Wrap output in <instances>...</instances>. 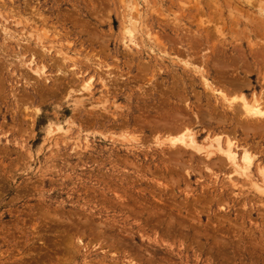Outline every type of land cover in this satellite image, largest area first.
Masks as SVG:
<instances>
[{"label": "rangeland", "instance_id": "rangeland-1", "mask_svg": "<svg viewBox=\"0 0 264 264\" xmlns=\"http://www.w3.org/2000/svg\"><path fill=\"white\" fill-rule=\"evenodd\" d=\"M263 63L264 0H0V264H264Z\"/></svg>", "mask_w": 264, "mask_h": 264}, {"label": "bare ground", "instance_id": "bare-ground-1", "mask_svg": "<svg viewBox=\"0 0 264 264\" xmlns=\"http://www.w3.org/2000/svg\"><path fill=\"white\" fill-rule=\"evenodd\" d=\"M93 1V0H92ZM97 2V1H96ZM100 4V3H99ZM93 5H95V4H93ZM94 7V6H93ZM198 13V12H197ZM72 25V24H71ZM83 26V25H82ZM83 29V28H82ZM93 29V28H92ZM78 33V32H77ZM131 35V34H130ZM124 41V40H123ZM123 41H121V42H123ZM198 41V40H197ZM79 42V41H78ZM134 42V41H133ZM127 43H128V41H127ZM201 44V43H200ZM43 45V44H42ZM67 45V44H66ZM204 47V46H203ZM196 49V48H195ZM49 50V49H48ZM95 51V50H94ZM93 51V52H94ZM205 51V50H204ZM203 51V52H204ZM197 53V52H196ZM184 54V53H183ZM187 54V53H186ZM190 54V53H189ZM180 56V55H179ZM188 56V55H187ZM234 57V56H233ZM257 58V57H256ZM202 60V59H201ZM14 61V60H13ZM56 63V62H55ZM262 63V62H261ZM264 64V63H263ZM21 65V64H20ZM43 66V65H42ZM211 66V65H210ZM264 66V65H263ZM218 68V67H217ZM223 69V68H222ZM264 69V68H263ZM224 70V69H223ZM225 71V70H224ZM223 71V72H224ZM37 72V71H36ZM195 72V71H194ZM260 73V72H259ZM258 73V74H259ZM221 74V73H220ZM224 74V73H223ZM60 75H61V73H60ZM261 75V74H260ZM238 76V75H237ZM261 76H263V75H261ZM31 77V76H30ZM218 77V76H217ZM231 77V76H230ZM264 77V76H263ZM262 77V78H263ZM234 78H235V76H234ZM218 80H219V77L217 78ZM222 79V78H221ZM229 79H231V78H229ZM261 79V78H260ZM259 79V80H260ZM234 80V79H233ZM263 80V79H262ZM219 81H221V80H219ZM70 82V81H69ZM193 82V81H192ZM238 81H236L235 82V84L237 83ZM242 82H244V81H242ZM67 83V82H66ZM240 83V82H239ZM229 84V83H228ZM242 84V83H241ZM77 85V84H76ZM210 85V84H209ZM232 86V85H231ZM230 86V87H231ZM249 86V85H248ZM236 88L238 87V85H236L235 86ZM240 87V86H239ZM242 87H245V86H242ZM234 87H232V89H233ZM246 88V87H245ZM248 88V87H247ZM238 89V88H237ZM234 90V89H233ZM230 91V90H229ZM232 91V90H231ZM234 91H236V90H234ZM233 91V92H234ZM61 93L63 92V91H60ZM59 92V93H60ZM233 92H231V94L233 93ZM219 93V92H218ZM224 93V92H223ZM236 92H234V94H235ZM162 94V93H161ZM227 94L229 95V93L227 92ZM253 95V94H252ZM61 96V95H60ZM222 96V95H221ZM232 96H233V94H232ZM44 97V96H43ZM224 97V96H223ZM225 98V97H224ZM241 98H242V96H241ZM225 101H226V99H224ZM264 100V99H263ZM168 102V101H167ZM228 102V101H227ZM233 103V102H232ZM264 105V103L262 102V99H258V98H255V97H253V99H252V101H247V100H245V98H243V99H241L240 100V108H239V110L237 109V108H235V109H237L238 111H239V113H238V111L237 112H235L236 110L234 109V107L232 108V106H231V108L233 109V111L237 114V117L238 118H243L244 120H245V122L243 121V124L245 125V126H247L248 125V128L250 127L249 125H251V127H253L252 125H253V123L255 122V128L256 129H254L256 132H263L264 133V108L262 107ZM227 106H229V105H227ZM183 107V106H182ZM263 109H262V108ZM196 108V107H195ZM197 109V108H196ZM227 109V108H226ZM225 109V110H226ZM165 110V109H164ZM216 110V109H215ZM211 111H213V110H211ZM202 112V111H201ZM232 112V111H231ZM206 113V112H205ZM212 113V112H211ZM199 114V113H198ZM201 114V113H200ZM238 114H239V116H238ZM232 115H234V113H232ZM176 116V115H175ZM180 116V115H179ZM190 117V116H189ZM209 117V116H208ZM207 117V115L205 116V119L206 118H208ZM234 117V116H233ZM184 118V117H183ZM236 118V117H235ZM170 119V118H169ZM242 119V120H243ZM176 119H174L173 118V121L172 122H174ZM226 120V119H225ZM240 120V119H239ZM252 120L254 121V122H252ZM180 121V120H179ZM186 121V120H185ZM248 121H251V123L249 124V122ZM161 122V121H160ZM177 122H178V119H177ZM182 122V121H181ZM180 122V124H182L180 127H182L181 129H175L178 133H179V131L180 132H182L181 133V135H179V136H181V137H177L178 139V141L180 142V143H182V145H185V146H192V147H194V145L196 144V141H195V139H194V137L190 134V133H188L187 132V130H188V128L186 127V125H185V123L183 124V122L181 123ZM194 122H195V120H194ZM220 122V121H219ZM242 122V121H241ZM168 123V125L171 123V121H169V122H167ZM175 124H176V121L174 122ZM196 123H197V120H196ZM165 124H166V122H165ZM165 124H163L164 126H165ZM220 124V123H219ZM229 124V123H228ZM239 124H240V122H239ZM141 125V124H140ZM154 125H158V126H160L161 127V125H159V122H158V124H154ZM168 125H166L165 127H168ZM174 124L172 123V125H170V126H172L173 128L172 129H174V126H173ZM176 125H178L179 126V124H176ZM236 125V124H235ZM235 125H234V127L233 128H235ZM207 126V125H206ZM177 127V126H176ZM221 127V126H220ZM238 127H239V129H243V127H242V125H238L237 126V129H238ZM164 128V127H163ZM206 128V127H205ZM218 128V127H217ZM247 128V129H248ZM170 129V131L172 130L170 127L168 128V130ZM246 129V128H245ZM155 130V129H154ZM154 130H151V131H153V133H154ZM258 130V131H257ZM260 130V131H259ZM175 131V132H176ZM248 131V130H247ZM174 132V131H173ZM226 132V131H225ZM225 132H222V133H225ZM244 132V130L241 132V133H243ZM250 132V131H249ZM255 132V133H256ZM226 133H228V132H226ZM244 134H246L245 132H244ZM254 134V133H253ZM172 136V135H171ZM170 136V137H171ZM162 137V136H161ZM219 137V136H218ZM226 138L223 140L222 138H217V136H216V138L217 139H214L215 140V142H216V149L219 151V153L221 154V155H223L224 157H225V159H227V161L229 162L228 163V166L230 165L233 169H234V171H238V170H241V171H243V172H245V171H247V170H249L250 169V166L253 164L252 163V161H253V159H254V154H252V153H250V151L249 150H246V146H244L245 148H244V150H242L241 152L240 151H237V149L240 147H238L237 145H235L236 143L233 141V140H231L230 138H228L227 136H225ZM246 139V138H245ZM236 141V140H235ZM241 141V140H240ZM255 142V141H254ZM214 143V142H213ZM245 144V143H244ZM256 144V143H255ZM211 145V144H210ZM213 145H215V144H213ZM246 145V144H245ZM248 145V144H247ZM212 146V145H211ZM191 147V148H192ZM254 147V146H253ZM186 148V147H185ZM189 148V147H188ZM243 149V148H242ZM192 150V149H191ZM222 156H218L217 158H220V160H219V162H218V164H216L217 166V168H218V165H220V164H222L224 161H222L221 159L223 158H221ZM261 158V157H260ZM224 159V158H223ZM224 159V160H225ZM216 160H214V162H215ZM226 161V160H225ZM264 161V157H262L261 159H259V161L258 162H260L258 165H256V170L258 171L257 173H259L260 175H261V177H262V179H264V164L262 163ZM223 164H225V166H226V163L224 162ZM211 165H212V163H211ZM224 166V165H223ZM254 166V165H253ZM208 167V166H207ZM215 167V166H214ZM222 167V166H221ZM254 168V167H253ZM232 169V170H233ZM250 171H252V168H251V170ZM229 173H230V171H229ZM248 173V172H247ZM248 176V175H247ZM250 179V178H249ZM252 182V181H251ZM225 195V194H224Z\"/></svg>", "mask_w": 264, "mask_h": 264}]
</instances>
